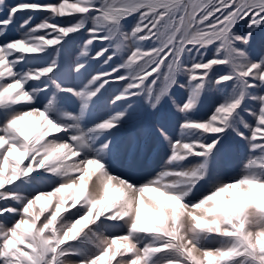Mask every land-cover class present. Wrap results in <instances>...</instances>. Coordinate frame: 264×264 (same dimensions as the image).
I'll return each instance as SVG.
<instances>
[{
	"label": "snow or ice",
	"instance_id": "obj_1",
	"mask_svg": "<svg viewBox=\"0 0 264 264\" xmlns=\"http://www.w3.org/2000/svg\"><path fill=\"white\" fill-rule=\"evenodd\" d=\"M0 264H264V0H0Z\"/></svg>",
	"mask_w": 264,
	"mask_h": 264
},
{
	"label": "rangeland",
	"instance_id": "obj_2",
	"mask_svg": "<svg viewBox=\"0 0 264 264\" xmlns=\"http://www.w3.org/2000/svg\"><path fill=\"white\" fill-rule=\"evenodd\" d=\"M5 3H18L21 0H4ZM30 13H19L15 18L13 28H16L20 21L25 19ZM40 17L37 16V20ZM12 35H15L13 32ZM182 93H177L181 95ZM219 99L216 95H205L199 107V111L195 115H202L210 109V107ZM180 117L175 114V110L171 109L167 101L164 102V107L161 113L158 115L150 116L149 119L153 121H160L165 124L170 133L175 136L178 134L179 128L175 123ZM167 147L163 145L158 137H153L151 146L148 150H135L130 154H126L119 157L114 162L115 170L117 174L124 173L131 176L133 179H139L145 176L146 173L151 174L153 171H159L165 165L167 159ZM248 158V153L245 149L240 148L235 150L227 163L222 169V173L225 179H230L238 176L242 171V166L245 160ZM46 190V189H45ZM123 230H119L116 234H122ZM215 246V243L213 244Z\"/></svg>",
	"mask_w": 264,
	"mask_h": 264
}]
</instances>
